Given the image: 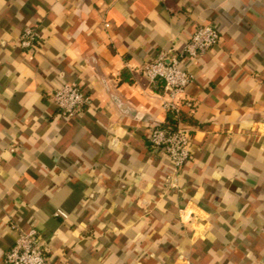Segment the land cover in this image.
Instances as JSON below:
<instances>
[{
	"label": "crops",
	"instance_id": "obj_1",
	"mask_svg": "<svg viewBox=\"0 0 264 264\" xmlns=\"http://www.w3.org/2000/svg\"><path fill=\"white\" fill-rule=\"evenodd\" d=\"M237 4L238 0L227 4L225 0H2L0 133L5 147L0 148V169L20 178L23 187L16 189L19 208L12 209L11 217L0 214V223L7 219L6 228L16 225L23 231L38 228L52 264H176L181 255L194 264H238L234 256L245 241L256 239L257 218L264 222V193L256 192L243 173L234 176L231 164L220 171L250 184L246 193L239 190L243 195L221 186L211 173L203 174L205 166L216 163L220 149L241 162L264 155V79L258 75L264 74V21L246 6L235 11ZM260 7L264 0L253 5ZM205 24L219 29L220 43L182 62L193 75L179 99L181 121L192 132V158L175 172L160 152L159 159L148 158L146 176L137 173L132 178L123 167L129 164V147L144 149V153L131 149L137 157L155 152L149 142L151 126L167 122L170 114L163 106V89L156 88L142 68L162 51H182L196 28ZM27 26L42 34L31 49L19 44ZM66 82H80L91 97V103L69 120L51 100ZM109 82L124 90L145 116L140 122L121 121L120 136H113L107 148L103 145L109 137L93 136L88 122L109 126L111 117L99 110L103 87ZM78 133H83L80 142L95 151L81 160L79 149L73 148L74 176L65 180L57 171V179L50 181L54 170L35 149L55 154L58 140L71 142ZM17 160L31 167L18 166ZM164 164L167 169L161 167ZM259 183L264 184V177ZM5 199L9 202L5 207H11V198ZM177 207L183 213L181 233L187 231V239L196 242L190 249L173 231L178 218L172 213ZM58 210L67 216L56 215ZM161 210L169 215L162 216ZM209 239L219 247L209 245ZM200 249L205 250L204 257L197 255ZM248 250L252 255L245 253L241 259L261 264L264 238ZM257 253H261L258 259Z\"/></svg>",
	"mask_w": 264,
	"mask_h": 264
},
{
	"label": "clouds",
	"instance_id": "obj_2",
	"mask_svg": "<svg viewBox=\"0 0 264 264\" xmlns=\"http://www.w3.org/2000/svg\"><path fill=\"white\" fill-rule=\"evenodd\" d=\"M2 2V0H0ZM229 0H225V4H227ZM256 0H238V4L235 7V11H243L244 9L241 7L246 6L250 12H255L256 15L262 17V21H264V7H260L258 9H254L253 5L255 4ZM3 43V41H0ZM150 71L149 67H146L144 72L145 75ZM134 76H139V72H133ZM260 75L261 79H264V74ZM144 83L147 85L148 81L145 80ZM131 97L128 96L126 92L122 89H117L114 85V82H109L104 85L103 87V100L100 103V111L108 113L111 117L109 121V126L105 127L100 123H91L88 122V127L91 129L92 135L97 137H109V139L103 145L104 147L110 148L111 144L113 143L112 137L116 136L119 137L120 133L117 131L120 126V122L124 120L136 121L140 122L144 120L145 111L141 108H138L135 104L131 103ZM121 105H123V110H121ZM57 107L53 105V108ZM90 115L95 118L96 113L90 110ZM67 118V117H65ZM147 123V122H146ZM65 132L68 131L67 128L64 129ZM171 134L170 131L168 133ZM83 133H78L77 138L71 142L68 141H57V147L59 151L55 154L50 153L46 149L37 148L35 151L39 153V155L49 164V166L54 170L53 175L49 178L50 181H54L57 179L56 172H60V177L67 180L70 177L74 176L75 168L77 165V160L73 159L72 149L76 148L79 149V159L83 160L84 154L89 152H94L95 149L92 148L87 143H81L80 139ZM13 143L15 142V137H12ZM152 142L151 140L149 141ZM5 147V136L3 133H0V148ZM132 148H137L139 152L144 153V149L140 148L138 145H131L129 147L126 156L129 160L128 165H124L128 172L130 173V177L134 178L137 173L140 174L141 177L147 175L146 169L150 166L147 164V160L149 157H153L155 159L160 158V151L161 149L157 147L155 152H148L142 156L137 157L133 152ZM8 151L12 150V146L9 145L7 148ZM97 153V157H98ZM175 152H173V156H175ZM245 155H249L245 153ZM216 163L213 165L209 163L207 166L204 167L203 174L207 176L211 173L212 177L221 184L223 187H228L231 190L237 192L238 195H243L249 190L250 184L246 183L244 180L239 178L233 179V176L228 175L225 172H221L220 168L222 166H227L229 164L233 165V175L239 177L241 173L244 176L249 178V180L254 184L255 191L258 193H264V184L259 183V178L264 177V155L258 156L255 160L250 162H241L240 160L236 159L235 157L227 154L224 149H220L216 153ZM186 159V158H185ZM57 160L60 162L57 163ZM169 160L172 163H176L179 166L180 163L183 161L173 160L169 157ZM17 165L20 166L23 164V161L17 160ZM24 167H31L30 164H23ZM167 169L168 165L164 164L161 165ZM198 168L200 166H197ZM255 168V171L253 169ZM223 178V179H222ZM75 179L72 182L75 184ZM82 182V181H81ZM83 183V182H82ZM15 186V187H13ZM175 186V185H173ZM23 184L20 181V178L15 176L12 172L5 173L3 169H0V214H6L7 217H11L14 215L12 209L19 208L18 203V194L16 189L22 188ZM33 189L38 190V185H32ZM210 187H212L210 185ZM244 189V193H241L239 190ZM5 197L11 198V207H5L9 202L5 199ZM264 199V196L261 197ZM243 207V206H242ZM156 210L153 209V213L155 214ZM160 214L162 216H167L169 213L166 210H161ZM174 217H177L175 222V226L173 227V231L177 233L178 242H181L191 248V245L196 243L195 241L188 240L187 236L189 233L185 231L181 233L180 226L184 225L183 220V213L177 209H175L172 213ZM229 219H233L229 217ZM23 221H21L22 223ZM8 223V220L5 219L2 223H0V264H28V260L26 257H33L37 254V244L34 240L31 243H28L33 236V233L28 232L24 233L22 229L13 225V229L6 228L5 225ZM172 227V226H170ZM190 227V226H186ZM256 239L255 240H247L245 241L244 247L239 254L235 255L234 258L237 260L238 264H247L246 259H241L244 257L245 253L248 256L252 255L248 249L249 247L255 248L256 240H260L264 238V222H262L261 218H257L256 223ZM6 236V239H5ZM208 244L212 245L213 247H219L218 245H213L211 239L208 240ZM181 252H184V248H181ZM210 255V249L208 250ZM198 256L204 257L205 250L200 249L197 253ZM261 253H257L255 258H259ZM261 264H264V261H261Z\"/></svg>",
	"mask_w": 264,
	"mask_h": 264
},
{
	"label": "built area",
	"instance_id": "obj_3",
	"mask_svg": "<svg viewBox=\"0 0 264 264\" xmlns=\"http://www.w3.org/2000/svg\"><path fill=\"white\" fill-rule=\"evenodd\" d=\"M107 26L110 24L107 23ZM42 39L39 28L27 26L24 28L19 44L25 49L34 48ZM221 33L213 24L200 25L192 34L189 42L182 51L175 50L162 51L154 60L144 64L142 71L146 67L150 68L147 77L156 88L163 89V96H166L164 108L173 113L179 123L176 127L166 126L165 123L151 126L149 141L156 150L161 149V153L173 160L183 161L177 166L172 163L175 172L182 170L192 158V132L191 129L181 121L182 108L179 103L180 97L186 93L188 87L193 82V75L182 66L185 57L195 58L204 55L220 43ZM51 100L57 106L60 114L67 120L72 119L82 109L91 103V97L85 91L80 82H66L57 88L51 95ZM170 131V135L168 134ZM175 152V156H173ZM186 158V159H185ZM56 215L67 216L58 210ZM31 232L33 236L28 243L34 240L38 246L37 254L33 257H26L28 264H52L50 262L47 247L36 227H31L23 231ZM176 264H194L193 261L181 255Z\"/></svg>",
	"mask_w": 264,
	"mask_h": 264
},
{
	"label": "trees",
	"instance_id": "obj_4",
	"mask_svg": "<svg viewBox=\"0 0 264 264\" xmlns=\"http://www.w3.org/2000/svg\"><path fill=\"white\" fill-rule=\"evenodd\" d=\"M169 118L165 123L166 126L176 127L179 123V119L171 112H169Z\"/></svg>",
	"mask_w": 264,
	"mask_h": 264
}]
</instances>
